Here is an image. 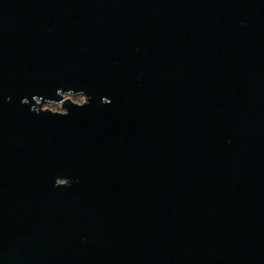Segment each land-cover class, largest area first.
Masks as SVG:
<instances>
[{"label": "water", "instance_id": "1", "mask_svg": "<svg viewBox=\"0 0 264 264\" xmlns=\"http://www.w3.org/2000/svg\"><path fill=\"white\" fill-rule=\"evenodd\" d=\"M0 264H264V0H0Z\"/></svg>", "mask_w": 264, "mask_h": 264}, {"label": "rangeland", "instance_id": "2", "mask_svg": "<svg viewBox=\"0 0 264 264\" xmlns=\"http://www.w3.org/2000/svg\"><path fill=\"white\" fill-rule=\"evenodd\" d=\"M66 96L71 97V99L76 101V102H81L84 99V96L81 93H77V94L69 93ZM44 106L51 108V109H54V110H60L61 109L59 103H56V102H51V103L45 104Z\"/></svg>", "mask_w": 264, "mask_h": 264}, {"label": "built area", "instance_id": "3", "mask_svg": "<svg viewBox=\"0 0 264 264\" xmlns=\"http://www.w3.org/2000/svg\"><path fill=\"white\" fill-rule=\"evenodd\" d=\"M67 94H69V93H63V95H64V97H69V96H66ZM69 98H71V97H69ZM37 101H39L38 99H37ZM51 102H53V101H51ZM51 102H44V103H41L40 104V106L42 107V108H45L46 106H44L45 104H48V103H51ZM56 103H59V105H60V110H63V108L61 107V103L60 102H56Z\"/></svg>", "mask_w": 264, "mask_h": 264}]
</instances>
